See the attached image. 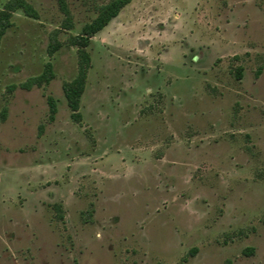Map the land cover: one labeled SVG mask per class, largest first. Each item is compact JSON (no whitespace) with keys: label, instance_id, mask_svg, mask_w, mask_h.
<instances>
[{"label":"rangeland","instance_id":"1","mask_svg":"<svg viewBox=\"0 0 264 264\" xmlns=\"http://www.w3.org/2000/svg\"><path fill=\"white\" fill-rule=\"evenodd\" d=\"M26 1L0 40V264H264V0H130L85 48L78 120L70 39L109 0H63L70 27Z\"/></svg>","mask_w":264,"mask_h":264},{"label":"trees","instance_id":"2","mask_svg":"<svg viewBox=\"0 0 264 264\" xmlns=\"http://www.w3.org/2000/svg\"><path fill=\"white\" fill-rule=\"evenodd\" d=\"M60 7L66 14L65 25L70 27V16L69 12L63 2L59 0ZM130 0H109L107 3L101 5L98 8L97 15L91 21L85 23L80 32L70 39V44L75 45L78 48L79 59H78V70L75 77L68 82H64L62 85L63 93L67 102L68 107L72 111L71 117L78 120L80 115L78 112L80 96L84 90L86 72L89 67L90 57L85 50L90 42L91 37L105 27L109 21L114 18L121 8H123ZM22 10L26 16L33 18L37 17V12L31 4L26 0H8L3 8L0 10V40L8 27L11 26V15L16 10ZM55 46H52V50ZM51 64L47 63L44 67V71L37 77L29 79L26 83L21 84L24 88H29L34 82L40 84V82H48L52 77ZM48 106L50 112V118L56 112V104L52 97L48 98Z\"/></svg>","mask_w":264,"mask_h":264}]
</instances>
